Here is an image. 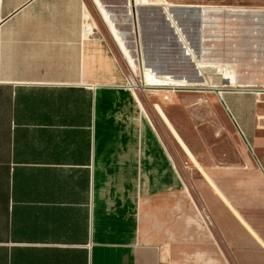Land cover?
I'll return each instance as SVG.
<instances>
[{"label":"crops","instance_id":"obj_1","mask_svg":"<svg viewBox=\"0 0 264 264\" xmlns=\"http://www.w3.org/2000/svg\"><path fill=\"white\" fill-rule=\"evenodd\" d=\"M101 20L87 0H0V264H264L258 187L242 177L264 187L256 163L200 161L177 101L168 117L156 104L200 173L199 203ZM257 96L222 93L264 169Z\"/></svg>","mask_w":264,"mask_h":264},{"label":"rangeland","instance_id":"obj_2","mask_svg":"<svg viewBox=\"0 0 264 264\" xmlns=\"http://www.w3.org/2000/svg\"><path fill=\"white\" fill-rule=\"evenodd\" d=\"M102 2L105 7L101 0H87L100 29H103L101 12L108 16V21H104L118 35L120 47L129 61V78L135 77L138 86H142L138 71L140 62L153 74L167 75L176 80L197 81L202 75L206 81L211 80V73L228 72L234 74L241 85H250L243 89L264 90V0H135L138 7L134 14L127 8L128 0ZM193 6H204L207 11L200 13ZM114 20L120 31L113 24ZM134 23H137V34ZM197 63L203 67V74ZM212 77L214 80L218 78L216 75ZM136 90L147 116L165 144L177 145L157 113V105L168 117L166 106L176 104L178 110L172 112V117L187 125L188 131L196 136L195 145L203 151L197 155L200 161L204 157L213 166L223 163L255 166L220 103L199 100L206 97L216 99L213 92L139 87ZM257 94L264 101V92ZM177 162L186 186L202 203L198 192L201 188L200 173L178 145ZM244 173L251 175L252 183L258 187L256 211L264 212V197L260 195L264 187L259 173L255 177L253 172H243L242 177Z\"/></svg>","mask_w":264,"mask_h":264},{"label":"bare ground","instance_id":"obj_3","mask_svg":"<svg viewBox=\"0 0 264 264\" xmlns=\"http://www.w3.org/2000/svg\"><path fill=\"white\" fill-rule=\"evenodd\" d=\"M137 7L138 6H135V5H133V6L128 5L127 6L128 9L129 8L131 9V12L133 14H134L135 9ZM203 11H207V10L203 9ZM101 16H102L103 20L108 21V16L105 14V12L102 11ZM111 32L114 34V36L116 38L115 40H117L119 45H121V42H119V40H118L119 38H118V35L115 33V30L111 29ZM121 47H122V45H121ZM137 47H139V46H137ZM195 62H199V61L195 60ZM134 68L135 67H133V69ZM198 68H199V71L202 72V74H203V72H205V71H203V67L200 64H198ZM138 71H139L140 76L143 79L142 86L141 85L138 86V84L135 83V82H138V80L135 77L129 78V81H128L129 85H130L129 87L130 88L134 87V88H132L134 90H136L138 87L141 89H155V90L156 89L157 90L163 89V90H171V91L183 90V89H197V88H211V89H214V88L217 89L218 88L220 90H224L227 88H225V86L222 85L223 80H226L227 82H229V86H226V87H229L230 89H243L246 87H250V85H241L239 83V81L237 80V77L234 74H231L228 72H223V71L219 72V73H213V74L211 73L210 77H209V79H211V80L206 79V81H204L202 79V75H199L198 77L201 78L200 82H199V80H197V81H186L184 79L176 80V79H172V77H168L167 75H156V74H153L152 72H150L148 69H146L145 64H142L140 62H139ZM132 72L134 73L133 70H132ZM135 72H136V68H135ZM214 75H216L218 77V78L216 77L217 78L216 80H214V78L212 77ZM246 90H252V89H246ZM258 91H261V92H254V93L264 92V90H258ZM166 93L168 94V93H170V91H167Z\"/></svg>","mask_w":264,"mask_h":264},{"label":"water","instance_id":"obj_4","mask_svg":"<svg viewBox=\"0 0 264 264\" xmlns=\"http://www.w3.org/2000/svg\"><path fill=\"white\" fill-rule=\"evenodd\" d=\"M128 1H129V4H128V5H130V6L135 5V0H128ZM101 3L103 4L102 0H101ZM103 6L105 7L104 4H103ZM134 20H135V19H134ZM134 28H135V32H136V34H137V33H138L137 23H134ZM174 31H175V30H174ZM181 32H182V31H181ZM182 34H183V33H182ZM122 35H123V37H125L124 34H122ZM183 35H184V34H183ZM137 46H138V45H137ZM137 48H138V47H137ZM137 50L139 51V48H138ZM140 81H141V82L143 81V79H142L141 76H140ZM200 81H201V78H200L199 82H200ZM201 83H202V82H201ZM222 85L225 86V87H226V86H229V82H227L226 80H223V81H222ZM183 90L200 91V92H213V93L217 96L219 102H220L221 105L223 106V108H224L225 112L227 113V115H228L230 121L232 122L234 128L236 129V132L239 134V136H240V138L242 139L243 143L245 144L247 150H248L249 153L251 154V156H252L254 162L256 163V165L258 166L259 170L261 171V173H262L263 176H264V169H263L262 165L260 164V162H259L257 156L255 155V153H254V151H253V149H252L250 143L248 142L247 138H246L245 135L243 134V132H242V130L240 129L239 125H238L237 122L235 121L233 115L231 114L229 108L227 107V105H226V103H225V101H224V99H223V97H222V93H224V92H228V91H234V92H261V91H258V90H257V91H256V90H246V89H230V88H229V89L227 88V89H224V90H220V89H218V88H217V89H216V88H214V89H211V88H197V89H183Z\"/></svg>","mask_w":264,"mask_h":264}]
</instances>
